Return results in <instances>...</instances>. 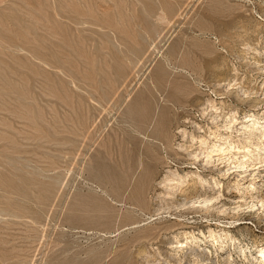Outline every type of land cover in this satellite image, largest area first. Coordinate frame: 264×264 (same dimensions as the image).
<instances>
[{
    "label": "rangeland",
    "instance_id": "obj_1",
    "mask_svg": "<svg viewBox=\"0 0 264 264\" xmlns=\"http://www.w3.org/2000/svg\"><path fill=\"white\" fill-rule=\"evenodd\" d=\"M166 58L174 65H165ZM233 68L259 103L225 88ZM155 78L171 83L160 84L165 100L148 90ZM210 78L221 81L217 93ZM263 92L264 0H0V264H174L186 254L176 242L192 235L205 240L210 228L227 230L246 247L244 258L236 246L235 264H258L264 207H248L241 198L264 197V165L255 160L225 177L216 162L194 164L176 147L190 144L178 124L196 136L217 131L210 114L201 113L205 99L264 120ZM138 102L161 114L145 124L149 137L128 122ZM167 126L177 135L168 148L160 137ZM139 158L145 172H157L145 197L138 192L143 183L133 190L143 197L140 208L118 201L113 191L124 187ZM169 168L190 186L188 175L197 170L221 182L211 186L229 203L227 213L158 214L167 192L159 181ZM240 204L237 212L228 209ZM131 218L140 222L126 225ZM209 238L201 248L219 264L230 246L216 251Z\"/></svg>",
    "mask_w": 264,
    "mask_h": 264
},
{
    "label": "bare ground",
    "instance_id": "obj_2",
    "mask_svg": "<svg viewBox=\"0 0 264 264\" xmlns=\"http://www.w3.org/2000/svg\"><path fill=\"white\" fill-rule=\"evenodd\" d=\"M226 42H224L223 44H225ZM255 49L256 51L259 50L257 48ZM260 51L263 52V49H260ZM165 62L166 63H164L163 61L162 63H164L167 66L172 65V64L174 65L173 63L174 61H170L169 58H166ZM255 62H260V61L255 59ZM168 69L169 68L167 67L166 70L168 71ZM233 70H234L233 73L230 74V78L227 79L228 84L227 86H225V88L229 86L228 89L230 90L235 87V89L237 90H235L233 93L238 98L242 99L240 96V93H242L243 95H247V97L249 96L248 100L250 102L254 104L259 103L260 99H253L249 95L250 92L251 93L254 92L253 91L254 88L248 85L246 86L242 84V82H240L238 77L236 76L238 74L237 68H233ZM167 71H165V74L167 73ZM150 79H154V77L153 78L151 77ZM214 79L210 78V80H208V83L213 84L214 91L217 93L218 89L216 87L220 85L221 81L214 80ZM162 83L167 84V85L171 84L166 78L160 79L159 81L152 80L151 85H149L150 86L148 89L149 92L152 95L155 92L158 94L159 97H163L164 95L163 93L165 90H163L164 87L163 88L160 87ZM262 94H264V92ZM155 98H156L155 100L157 101L155 104V107H156L155 109H157L159 107L158 102L160 101V99L157 98L156 96ZM195 98L196 97H192L189 101H195ZM163 100H165V97H163ZM139 103L140 102H138L139 106H137L136 107L137 109H135L137 111L134 110L133 114L131 113L132 114L131 120L128 122L131 128V131L134 130V132L137 133L139 136H140V133H144L145 136L149 137L150 135L146 134V129L144 130L145 124L149 125L150 127L152 122L158 119L157 116L158 115L160 116L161 114L158 112V114H156L155 116V114L150 113L152 109L151 111L149 109H144V108L142 109ZM220 104L221 105H219V103L214 99H205V101L203 102V105L205 106L201 110L202 114H205V113L210 114L209 118H211L212 122L215 123V126L217 127V131L211 130L208 136H204L202 134L196 136L194 131H188L187 128L181 126V124H178L177 129H179V132H181V136L185 138L186 140L188 139L190 144L185 145V144L180 143L178 144L176 148H178L179 150L186 151L187 153L184 156L190 157L191 160L193 161L192 163L194 164H198L200 161H205L206 163L216 162V165H215L216 170L225 177L232 172L234 173L238 171L239 169L249 167L250 165H248L247 163H250V162L253 163L255 160L257 161L259 160L258 163L260 166L264 165V120L263 118L259 116L260 113L245 114L244 116H241L238 110L231 107V104L228 105L224 101H221ZM140 108L142 109L141 111H140ZM222 108H228L229 109L228 113L230 114L229 115L225 114ZM155 109L153 110L154 113L156 112ZM180 118L185 121L189 120V123H193V124L195 123L196 126H199L198 123L192 120V118H189L185 115L180 116ZM140 125H141V128H140ZM157 125L158 124L155 125L156 127L154 128V130H158ZM235 125L237 126L240 125V127L235 129L234 128ZM164 128H165L164 130H162L163 128L160 129L162 130L161 135L160 133L159 134L156 133V134L158 135V139L160 137L164 139L163 144L166 145V147L167 146L171 147L172 145H174L173 142L177 135L176 133L172 132L170 127L168 128L164 127ZM197 129H200V126ZM219 129H224V132L221 133ZM230 130L231 131L235 130L234 132L235 135H233V132H230ZM138 135H137V138H138L137 140H139L138 145L140 147V137ZM228 139H231V140H228ZM124 142L127 145H130V144H132V146L134 145L132 141L130 142L126 138L124 139ZM129 149L132 150L131 146L129 147ZM177 152H176V155L178 154ZM256 154L260 155L259 156L260 158H258V156H255ZM155 156H157V158H160L159 152H156L154 157ZM140 168H142L141 175L139 173V176L134 181L135 175ZM129 171L131 172V174L125 177V181L123 179L124 181L123 183L125 184L124 187L117 188V190L116 188H113V191L115 189L114 193L115 195H117L118 198L116 197V199H118V201L120 202L123 201L124 203L127 202V203L133 204L134 206L140 208L141 207L140 202H142L141 200L143 197L135 198L133 190L138 183L139 184L140 182L141 184L143 183V188L138 192L139 194H141V196L145 197V195L148 194L151 189H154L153 183L157 181L156 179L157 177L155 176L157 172H151L150 169L149 171L145 172L146 169H145L144 161L143 159H140V158H139L138 166H135V167L133 165L130 166ZM153 171H156V170H153ZM111 172H113V170ZM188 177L191 178V182H192L191 186L189 182L186 181L184 176L178 170H173L170 168L168 169L167 173L163 176L162 180L159 181V185L164 184V186L167 189V192L163 194L166 197L161 200L160 204L155 210L159 212L158 214H163V213L172 214L173 210H177V211L179 210L181 212L185 209L191 210L195 208H199L198 211H205V212H209L213 208V209H217L218 212L227 213L228 210H226V206L229 203L222 202L221 200H219V197L221 196V191H219V193L213 192L214 189L211 186L212 183H214L215 185H218V183H221V182L213 179L214 177H212L213 180H211V178H209L208 175L206 174L202 175L198 170L192 171V174L188 175ZM112 179L113 178H111V180ZM188 181H190V179ZM117 182H115L117 185L116 187H118V183H119ZM186 183L189 184V186L188 187L186 186V189L183 190V187L185 186ZM253 184L251 186L253 187V189H256L255 185ZM198 186H201L202 189L196 190V191L193 190L191 192H186L182 195L176 196V192L178 191H180L181 193L183 191L185 192L190 187L197 188ZM235 186H237L236 188H239L241 186L240 182H237ZM130 187H132L131 192L129 193L128 196H126V198H124L127 190ZM241 199H240L241 201H245V204H247L248 207H251L254 209L256 208L258 210L264 207V197L260 194H255L254 192H251L249 194L247 193ZM216 201H219L217 206L215 205ZM219 204H222V205L220 206ZM146 206L148 208L149 205L146 204ZM241 206H242L241 204L237 205V207H231L229 205L228 209L230 211L232 210V211L237 212L238 208ZM126 222H127L126 225H128V224H133V223L136 224V223H139L140 221L131 218V219H128ZM179 224L182 225V223H179ZM209 232L210 233L208 236L205 235V240L195 235H192L191 238L187 236L185 242L177 241L175 247L179 248L180 251L185 250L186 254L182 256L181 259H178L176 257L173 260V263L174 264H199V261L202 262L200 264H204L206 261L207 262L205 264L215 263L216 260H213L211 256V251L203 250L201 248V245H202L201 242L202 241L205 242L208 237H210L209 239L212 240L213 247H215L216 251H219V250L224 251L227 249L226 247L230 246V249L227 250V253H228L227 256L223 258L222 262L219 260V264H235L236 259L233 255V251L236 250V246L241 249V252L244 258H247L246 247L242 246L240 243V240L237 237H234L233 235H231L230 232H228L225 229H221L220 231L219 230L217 231L212 228H210ZM261 254L255 255V259L258 257V262H259L258 264H264V251H262ZM189 255H192V257H190Z\"/></svg>",
    "mask_w": 264,
    "mask_h": 264
}]
</instances>
